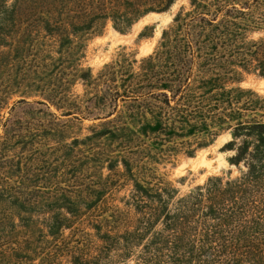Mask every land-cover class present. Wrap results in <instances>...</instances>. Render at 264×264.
Here are the masks:
<instances>
[{
	"label": "trees",
	"instance_id": "obj_1",
	"mask_svg": "<svg viewBox=\"0 0 264 264\" xmlns=\"http://www.w3.org/2000/svg\"><path fill=\"white\" fill-rule=\"evenodd\" d=\"M175 1L156 0L145 6L140 0H34L43 3L46 31H54L61 48V79L52 83L48 99L66 116L83 113L113 126L95 132L100 135L130 130L136 117L149 120L143 134H154L155 139L185 125L198 130L209 120L226 126L233 135L227 144L235 151L231 164L244 162L247 167L242 176L209 178L180 197L161 176H156L155 186L136 180L131 203L136 216L129 210L123 221L134 229L129 238L142 246L137 264H264V96L232 86L241 82V70L264 77V36L245 34L247 28L237 16L244 11L224 0H194L203 11L180 13L164 29L157 50L138 66L135 57L122 53L94 77L81 62L85 40L97 33L102 21L110 20L125 32L143 14L167 11ZM53 17L55 26L50 24ZM80 79L89 88L83 97H72L70 86ZM245 92L249 95L242 101L238 94ZM43 106L47 107L45 100L21 99L3 122L0 208L37 207L61 189L50 180L54 164L45 162L36 146L46 130L44 117L37 116L46 112ZM122 116L126 121L113 124ZM51 123L58 129L54 119ZM124 163L133 175L129 161ZM155 220L162 221L163 229H155Z\"/></svg>",
	"mask_w": 264,
	"mask_h": 264
},
{
	"label": "rangeland",
	"instance_id": "obj_2",
	"mask_svg": "<svg viewBox=\"0 0 264 264\" xmlns=\"http://www.w3.org/2000/svg\"><path fill=\"white\" fill-rule=\"evenodd\" d=\"M140 1L145 6L156 4V0ZM224 2L235 3L244 11L237 16L245 24L249 38L264 36V0ZM42 10L43 3L36 4L34 0H0V139L3 122L19 100H45L46 112L37 116L44 117L46 130L36 146L44 153L45 162L54 164L50 180L61 189L57 197L48 195L37 207L0 208V264H137L142 246L137 245V239L129 238L134 229L125 227L123 221L129 210L133 218L136 216L131 207L136 180L155 186L159 183L156 176H161L180 197L204 186L212 177L219 176L224 181L238 178L247 167L244 162L231 164L235 151L229 150L227 144L233 140L232 131L210 120L198 130L185 125L175 133L159 134L163 139H155L154 134H143L149 120L140 117L132 119L134 127L130 130L100 135L95 132L113 126L86 118L83 113L76 117L64 115L55 101L48 99L52 83L61 79L63 64L56 34L46 31L48 21L44 20ZM193 10L203 8L199 3L194 5V0H176L167 11L143 14L125 32L116 30L110 20L102 21L97 33L85 40L81 62L94 77L122 53L135 57L138 66L141 59L160 46L164 29L174 24L180 13L186 15ZM152 13L164 14L167 20L145 21L137 27L140 20ZM50 24L56 25L54 17ZM70 37L72 42L74 34ZM241 71V82L232 86L264 96V86L259 87L264 77L254 70ZM86 83L80 79L70 86L72 97H83L89 88ZM248 95L238 94L242 101ZM123 108L121 104L119 109ZM52 119L58 129L52 125ZM121 121H126L124 116L116 118L113 124L120 125ZM127 161L133 175L124 163ZM153 226L148 232H152ZM155 229H163L161 220Z\"/></svg>",
	"mask_w": 264,
	"mask_h": 264
},
{
	"label": "bare ground",
	"instance_id": "obj_3",
	"mask_svg": "<svg viewBox=\"0 0 264 264\" xmlns=\"http://www.w3.org/2000/svg\"><path fill=\"white\" fill-rule=\"evenodd\" d=\"M160 19L162 22L167 20V17L164 14H158V13H152L147 15L145 18H143L142 20H140L136 25L137 27H140L143 23H145V21H150V20H154V19ZM143 50L145 51V48L143 47ZM264 86V83H260L259 87Z\"/></svg>",
	"mask_w": 264,
	"mask_h": 264
}]
</instances>
